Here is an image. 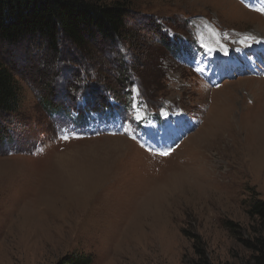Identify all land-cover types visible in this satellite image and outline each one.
Wrapping results in <instances>:
<instances>
[{"label":"rangeland","instance_id":"1","mask_svg":"<svg viewBox=\"0 0 264 264\" xmlns=\"http://www.w3.org/2000/svg\"><path fill=\"white\" fill-rule=\"evenodd\" d=\"M126 1L122 41L0 44L21 96L0 113V264L72 251L91 264H198L199 241L213 264L251 255L241 238L264 200V0Z\"/></svg>","mask_w":264,"mask_h":264},{"label":"trees","instance_id":"2","mask_svg":"<svg viewBox=\"0 0 264 264\" xmlns=\"http://www.w3.org/2000/svg\"><path fill=\"white\" fill-rule=\"evenodd\" d=\"M128 4L126 0H116L109 4L97 0H0V44L14 45L31 37L44 39L52 49H58L62 40L80 49H86L97 40L119 42L125 38ZM76 80L78 82V78ZM130 84H133L132 80ZM90 89L86 83L78 87L80 93L85 92L83 95L90 99L89 106L93 110L98 106L103 107L102 101L94 100V92ZM64 92L65 97L72 94L69 104L76 106L74 91H71L69 85L64 87ZM20 102L14 73L0 62V113L11 114L18 109ZM50 109L56 112L67 111L63 106ZM248 214L253 221V232L241 238L251 253L246 264H264V200L253 201ZM228 224L233 229L234 224ZM196 250L201 260L198 264H213L206 259L200 241L197 242ZM91 263L92 258L85 252L72 251L61 256L54 264Z\"/></svg>","mask_w":264,"mask_h":264},{"label":"bare ground","instance_id":"3","mask_svg":"<svg viewBox=\"0 0 264 264\" xmlns=\"http://www.w3.org/2000/svg\"><path fill=\"white\" fill-rule=\"evenodd\" d=\"M235 1V0H234ZM236 6L237 7H241V5L240 4H238L237 2H236ZM242 8V7H241ZM239 10H241V9H239ZM246 10V9H245ZM245 14H247V16L248 17H253V18H255V17H258L257 15H255L254 13H250L249 11H246L245 12ZM262 20V23H261V26H263L262 28L261 27H259L261 30L260 31H262L263 33H264V20L263 19H261ZM204 28V27H203ZM203 30V34H202V40H203V43H205L204 41H206L208 44H211V46L213 47V49H215V51L217 52V50L218 51H221L220 49H219V46H220V42H219V37L214 33V30H212L211 28H209V27H205V29H202ZM216 31V30H215ZM221 120V119H220ZM222 121V120H221ZM225 127V126H224ZM227 128H229V127H227ZM232 129V128H231ZM226 131H227V129H226ZM232 136V135H231ZM221 139V137L220 138H218V136H216L215 137V139H214V144H220L221 142L222 143H224L225 142V144L226 145H229V146H231V142H229L227 139L226 140H221V141H219ZM218 142V143H217ZM200 161H202V160H200ZM207 162V161H206ZM214 163V162H213ZM216 164V163H215ZM217 166V165H216ZM202 168V171L204 170L203 169V166L201 167ZM219 168V167H218ZM209 169V168H208ZM211 169V168H210ZM217 170V169H216ZM201 171V172H202ZM215 170H210V171H206V173L208 174V173H211V174H209V175H211L212 176V174H213V172H214ZM203 173V172H202ZM217 174V173H216ZM222 174V173H221ZM224 174V173H223ZM225 175V174H224ZM223 178V177H222ZM212 179H214V178H212ZM219 179V178H218ZM191 180V179H190ZM205 181H206V179H204ZM188 181V180H187ZM207 182V181H206ZM191 183V182H190ZM210 183V182H209Z\"/></svg>","mask_w":264,"mask_h":264},{"label":"snow or ice","instance_id":"4","mask_svg":"<svg viewBox=\"0 0 264 264\" xmlns=\"http://www.w3.org/2000/svg\"><path fill=\"white\" fill-rule=\"evenodd\" d=\"M65 138H67V137H65Z\"/></svg>","mask_w":264,"mask_h":264}]
</instances>
